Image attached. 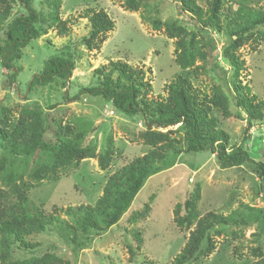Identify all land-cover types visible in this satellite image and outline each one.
Returning a JSON list of instances; mask_svg holds the SVG:
<instances>
[{
	"label": "rangeland",
	"instance_id": "obj_1",
	"mask_svg": "<svg viewBox=\"0 0 264 264\" xmlns=\"http://www.w3.org/2000/svg\"><path fill=\"white\" fill-rule=\"evenodd\" d=\"M195 1L205 12L211 0ZM136 2L139 7L131 11L125 0H61L58 10L54 11L52 0H33V7L40 13L37 24L40 36L21 50V58L15 63L20 71L7 88L1 85L7 72L0 65V121L8 112V128L12 130L23 111L30 117L36 113L45 124L46 143L62 142L72 154L81 149L92 150L94 157L62 168L54 176L32 181L29 176L35 169L54 163V152L38 150L26 159L6 156L0 137V159L6 156L5 166L11 162L8 171L13 169L16 177L22 174L21 181L11 186L0 182V223L10 221L20 226L34 217L52 216L72 224L65 213L67 208L94 207L108 179L150 151L140 137L147 129L140 118L121 116L99 97L81 95L74 101L64 100L65 95L70 99L80 89L99 85L102 77L98 69L107 72L111 63L128 64L149 84L148 100L167 97L166 85L179 74L187 77L199 100L204 95L213 97L219 79L205 63L196 60L193 68L184 71L175 63L178 39H170L165 26L176 23L187 32L198 34L192 23L179 16L176 1ZM242 6L264 10V0H222L223 31L208 32L216 47L217 65L226 71L231 85L233 74L222 53L229 45L228 25ZM12 9L11 17L22 12L16 3H12ZM98 11L106 13L114 28L100 48L88 49L83 42L89 32L88 16ZM54 13L59 22L51 25ZM153 21L160 23L159 29L152 26ZM56 55L71 58L74 69L70 78H54L28 92L33 76ZM236 55L243 62L239 81L256 102L264 103V28L247 38ZM112 78L116 80L117 75L114 73ZM224 94L222 91L218 96L227 114L220 106L212 105L208 118L215 117L218 129L228 135L229 151L245 137L244 148L249 158L264 161V111L262 120H253L248 128L246 113L234 108ZM151 130L168 134L173 148H166L163 154L170 155L171 167L145 181L115 225L99 236L77 233V248L59 233L37 234L28 239L37 243L31 254L16 251L8 262L14 264L48 253L59 258L58 264H173L197 222L207 214H214L228 218V225L213 226L195 257L184 264H261L264 260V178L258 177L249 163L220 169L208 152L186 153L182 127L159 130L153 126ZM108 151L111 159L102 170L98 157ZM186 203L190 204L188 209ZM192 209L196 219L189 226L177 225V220ZM207 244H212L210 251Z\"/></svg>",
	"mask_w": 264,
	"mask_h": 264
},
{
	"label": "trees",
	"instance_id": "obj_2",
	"mask_svg": "<svg viewBox=\"0 0 264 264\" xmlns=\"http://www.w3.org/2000/svg\"><path fill=\"white\" fill-rule=\"evenodd\" d=\"M177 3V13L192 23L198 34L187 32L182 26L176 23L167 24L165 32L170 39L177 38L175 42V63L181 70L193 68L195 61H202L209 67L219 79V86L212 98L205 95L199 100L191 88V85L183 74L177 75L176 79L166 85L167 97L161 100H148L146 98L149 91V84L142 81V74L132 69L125 63H111L110 69H98L102 77L99 85L91 88L80 89L72 98L65 101H74L81 95L99 97L104 99L121 116L128 118L138 117L143 120L147 128L141 135L144 144L150 148L145 155L134 159L128 166L117 171L111 176L104 187L101 198L94 207L79 206L77 208H67L65 213L73 222L68 224L59 217L44 216L28 219L20 226L10 221L0 223V264H11L9 258L16 251L31 254V250L37 243H32L28 239L37 234H60L64 239H69L76 248L79 241L76 234L99 236L115 225L122 215L130 207L132 201L143 187L145 181L150 177L160 173L164 169L170 168L168 164L169 156H164L166 148H173L168 134L153 132L151 127L165 130L170 127H182L185 152H208L213 155L220 169L241 167L247 163L252 164L255 174L264 178V161H253L244 148L246 138L234 150L227 149L228 135L218 129L215 117L208 118L211 106H220L227 114L225 107H222V98L218 96L222 91L230 99L234 108L242 109L247 115L248 128L253 120H262L264 103L255 101L250 96L246 86H242L239 81L240 71L243 62L236 55V51L254 32H259L264 28V10L239 7L234 17L228 25L227 34L229 45L223 50V58L227 60L233 74L232 85L229 84L227 73L217 65L214 52L216 47L209 35V31L221 33L223 31L220 22V8L222 0H211L208 9L204 12L195 0H175ZM12 3H16L21 8V13L12 15ZM33 0H0V65L7 72L2 82V87L7 88L12 85L17 77L20 68L15 63L21 58V50L28 44L39 38L40 31L37 24L40 22V13L32 5ZM61 0H52L54 11L58 10ZM128 10L136 11L139 4L136 0H125ZM51 25L59 22L58 16L54 13L51 17ZM89 32L83 38L88 49H98L105 41L106 35L114 28V23L105 12L98 11L88 16ZM155 29L160 28V23L152 22ZM198 35V39H197ZM233 38V39H232ZM198 46H202L199 48ZM74 69L73 62L69 56L56 55L49 58L43 65L40 73L33 76L28 84L27 91H31L35 86H42L52 79L68 80ZM117 75L116 80L112 78ZM147 89V90H146ZM218 89V90H217ZM220 90V92H219ZM224 94V95H225ZM263 109V110H262ZM28 116L23 111L19 120L12 130H9V113L0 121V137L3 141V152L7 156L32 157L36 151L51 149L55 154V161L50 167H39L30 174L32 181H39L48 175H56L60 169L74 163L76 166L84 158L94 157L92 150H77L74 154L62 142L51 145L44 141L45 124L36 113ZM248 128L244 130L247 133ZM176 153L178 151L176 150ZM175 153V154H176ZM6 156L0 159V182L4 186H11L16 181H21L22 174L15 176L11 167L6 164ZM111 159V152L108 151L98 157L99 166L102 170L106 168ZM168 164V165H167ZM186 203V209L189 207ZM196 219L194 210L187 211L186 215L177 220V225L189 226ZM229 223L228 218L214 214H207L201 218L191 232L187 243L182 251L176 256L173 264H184L195 257L201 242L207 238V232L213 226L225 227ZM206 242H210L208 239ZM208 251L212 249V244H207ZM129 253H132L129 250ZM30 260H19L14 264H58L59 258L53 254H43L41 257H34ZM264 264V260L261 261Z\"/></svg>",
	"mask_w": 264,
	"mask_h": 264
}]
</instances>
